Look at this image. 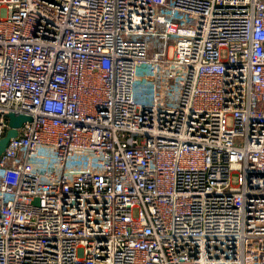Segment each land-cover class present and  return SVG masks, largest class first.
I'll use <instances>...</instances> for the list:
<instances>
[{"label": "built area", "instance_id": "1", "mask_svg": "<svg viewBox=\"0 0 264 264\" xmlns=\"http://www.w3.org/2000/svg\"><path fill=\"white\" fill-rule=\"evenodd\" d=\"M8 113L0 264H264V0H0Z\"/></svg>", "mask_w": 264, "mask_h": 264}, {"label": "water", "instance_id": "2", "mask_svg": "<svg viewBox=\"0 0 264 264\" xmlns=\"http://www.w3.org/2000/svg\"><path fill=\"white\" fill-rule=\"evenodd\" d=\"M7 116L9 119L11 129L2 139H0V155L4 152L7 143L9 141V138L16 136L17 128L20 127L23 122L31 120V118L28 115H24V114L8 113Z\"/></svg>", "mask_w": 264, "mask_h": 264}, {"label": "rangeland", "instance_id": "3", "mask_svg": "<svg viewBox=\"0 0 264 264\" xmlns=\"http://www.w3.org/2000/svg\"><path fill=\"white\" fill-rule=\"evenodd\" d=\"M165 102H166V103H169V100L166 98V99H165Z\"/></svg>", "mask_w": 264, "mask_h": 264}]
</instances>
